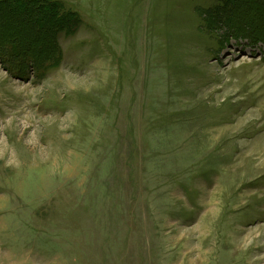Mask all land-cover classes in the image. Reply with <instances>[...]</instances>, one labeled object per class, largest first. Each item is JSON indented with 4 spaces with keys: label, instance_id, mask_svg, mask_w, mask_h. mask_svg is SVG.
<instances>
[{
    "label": "rangeland",
    "instance_id": "obj_1",
    "mask_svg": "<svg viewBox=\"0 0 264 264\" xmlns=\"http://www.w3.org/2000/svg\"><path fill=\"white\" fill-rule=\"evenodd\" d=\"M52 1L80 21L58 63L0 59V264H264L249 23L222 0Z\"/></svg>",
    "mask_w": 264,
    "mask_h": 264
},
{
    "label": "trees",
    "instance_id": "obj_2",
    "mask_svg": "<svg viewBox=\"0 0 264 264\" xmlns=\"http://www.w3.org/2000/svg\"><path fill=\"white\" fill-rule=\"evenodd\" d=\"M245 1L222 0L235 8L232 9L235 14L228 15V21L237 27L243 26L242 20L248 22L250 38L264 43V30L253 26L252 7ZM217 17L215 20L221 21ZM79 22L75 13L63 11L60 3L52 0H1L0 59L18 78L26 77L32 67L55 65L61 55L59 34H72Z\"/></svg>",
    "mask_w": 264,
    "mask_h": 264
}]
</instances>
